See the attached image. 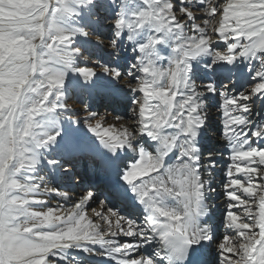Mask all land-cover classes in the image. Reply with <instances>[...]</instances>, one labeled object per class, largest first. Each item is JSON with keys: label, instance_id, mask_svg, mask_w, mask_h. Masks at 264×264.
Instances as JSON below:
<instances>
[{"label": "snow or ice", "instance_id": "1", "mask_svg": "<svg viewBox=\"0 0 264 264\" xmlns=\"http://www.w3.org/2000/svg\"><path fill=\"white\" fill-rule=\"evenodd\" d=\"M0 264H264V0H0Z\"/></svg>", "mask_w": 264, "mask_h": 264}, {"label": "bare ground", "instance_id": "2", "mask_svg": "<svg viewBox=\"0 0 264 264\" xmlns=\"http://www.w3.org/2000/svg\"><path fill=\"white\" fill-rule=\"evenodd\" d=\"M99 55V54H98ZM93 59H95V57H93ZM123 85V81H121V86ZM108 92L109 89L103 86V83H101L100 86H98L96 89L93 90V92L91 93V95L86 94L81 92L79 89L74 90L73 93L70 94V99L68 100V104L73 108L75 106L78 105V103L80 101H78L79 98H85L86 103H88L89 105H91L92 109L95 110L94 106H96V100L98 102V107L102 110L101 112H99L101 115H104L106 112H111L112 111V107H111V101L108 97ZM72 98L76 100L75 103L72 102ZM94 103V105H93ZM83 108H81L80 106H77L76 109L73 108V110H79V115L83 116L84 113L82 111ZM215 111V109H214ZM217 114V112L215 111V115ZM218 115V114H217ZM110 118V117H109ZM218 120V118H217ZM109 123L112 122L111 119L108 120ZM218 126V124H217ZM84 134L86 136H91L90 133H87L86 130H83ZM85 153H89L90 151H92L91 149L85 148ZM94 152V151H93ZM106 176V175H104ZM114 179V178H113ZM87 185L89 186L88 182ZM107 184H102V188L99 192H97V195H106L105 189L107 188ZM91 186V185H90ZM92 188V186H91ZM77 193H79L81 190L80 189H76ZM53 203H56L55 201H53ZM95 206V205H94Z\"/></svg>", "mask_w": 264, "mask_h": 264}, {"label": "rangeland", "instance_id": "3", "mask_svg": "<svg viewBox=\"0 0 264 264\" xmlns=\"http://www.w3.org/2000/svg\"><path fill=\"white\" fill-rule=\"evenodd\" d=\"M78 101H80V102L78 103L77 106H80L81 108H83V104L81 103V101H84V102L86 103L85 98H79ZM72 102L75 103L76 100L72 98ZM93 105H94V103H93ZM77 106H75V107H73V108L76 109ZM96 106H97V105H96ZM212 112H213V111H212ZM109 119H111V117H110ZM215 123H216V122H215ZM216 124H218V122H217ZM101 186H102V185H101ZM100 190H101V189H100ZM100 190H99V191H100Z\"/></svg>", "mask_w": 264, "mask_h": 264}]
</instances>
